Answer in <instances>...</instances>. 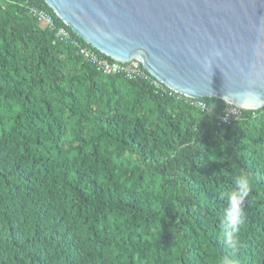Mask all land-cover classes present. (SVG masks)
I'll return each instance as SVG.
<instances>
[{
    "label": "trees",
    "instance_id": "trees-1",
    "mask_svg": "<svg viewBox=\"0 0 264 264\" xmlns=\"http://www.w3.org/2000/svg\"><path fill=\"white\" fill-rule=\"evenodd\" d=\"M59 28L114 62L45 0H0V264H264V108L221 125L220 99L203 111L105 75ZM240 173L252 191L231 257L223 194Z\"/></svg>",
    "mask_w": 264,
    "mask_h": 264
},
{
    "label": "water",
    "instance_id": "water-1",
    "mask_svg": "<svg viewBox=\"0 0 264 264\" xmlns=\"http://www.w3.org/2000/svg\"><path fill=\"white\" fill-rule=\"evenodd\" d=\"M85 43L169 89L264 108V0H45Z\"/></svg>",
    "mask_w": 264,
    "mask_h": 264
},
{
    "label": "built area",
    "instance_id": "built-area-1",
    "mask_svg": "<svg viewBox=\"0 0 264 264\" xmlns=\"http://www.w3.org/2000/svg\"><path fill=\"white\" fill-rule=\"evenodd\" d=\"M31 13L37 18L42 26L52 27L54 25L53 18L46 12L38 10L36 8H32ZM55 35V39L57 42L65 44L73 43V45L78 49V53L83 56L87 62L93 64L98 71L102 72L105 75H122L130 80L141 79L144 81H149L151 85H153L157 89V91L166 93L169 96L177 97L178 99L184 97L188 99L190 105L203 111L207 108L206 103L202 100L187 98L184 95L166 87L164 84L151 76L145 70L142 64L136 60L122 63L118 61L110 62L106 58H101L95 52V50L83 47L79 41H72L70 32H68V30H66L65 28H59ZM243 110L244 109L234 105L225 106L219 116V123L221 125L230 126L232 123L242 119Z\"/></svg>",
    "mask_w": 264,
    "mask_h": 264
},
{
    "label": "clouds",
    "instance_id": "clouds-1",
    "mask_svg": "<svg viewBox=\"0 0 264 264\" xmlns=\"http://www.w3.org/2000/svg\"><path fill=\"white\" fill-rule=\"evenodd\" d=\"M232 183V190L223 194L227 207L224 210V218L220 226L223 233V244L231 257H235L241 246L239 233L245 218L242 205L252 191V182L247 174L240 173L233 177ZM222 264H233V260L229 256H225Z\"/></svg>",
    "mask_w": 264,
    "mask_h": 264
},
{
    "label": "rangeland",
    "instance_id": "rangeland-1",
    "mask_svg": "<svg viewBox=\"0 0 264 264\" xmlns=\"http://www.w3.org/2000/svg\"><path fill=\"white\" fill-rule=\"evenodd\" d=\"M61 43V42H60Z\"/></svg>",
    "mask_w": 264,
    "mask_h": 264
}]
</instances>
